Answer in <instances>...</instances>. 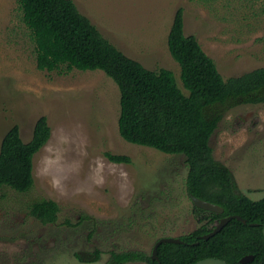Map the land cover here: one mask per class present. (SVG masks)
Here are the masks:
<instances>
[{
    "label": "rangeland",
    "instance_id": "obj_1",
    "mask_svg": "<svg viewBox=\"0 0 264 264\" xmlns=\"http://www.w3.org/2000/svg\"><path fill=\"white\" fill-rule=\"evenodd\" d=\"M72 1L127 57L172 72L184 94L167 49L178 8L185 35L196 37L223 79L264 67V0ZM221 110L210 138L213 158L241 193L258 201L264 197V103ZM118 114V89L101 71L38 70L16 0H0V142L14 125L28 142L41 116L50 127L33 157L32 188L0 192V264H105L114 253L150 255L158 239L199 226L185 191L184 157L125 142ZM107 152L131 163H111ZM44 199L59 207L50 224L29 213ZM96 250L98 261L79 260Z\"/></svg>",
    "mask_w": 264,
    "mask_h": 264
},
{
    "label": "trees",
    "instance_id": "obj_2",
    "mask_svg": "<svg viewBox=\"0 0 264 264\" xmlns=\"http://www.w3.org/2000/svg\"><path fill=\"white\" fill-rule=\"evenodd\" d=\"M21 21L35 48L36 68L41 71H101L119 92L117 128L127 143L167 155H181L187 167L185 191L189 199L218 205L221 214L192 207L199 226L179 236L180 243H163L156 259L150 255L114 253L105 264H194L214 258L227 264H264V197L252 201L237 188L229 169L213 158L210 138L222 117L223 107L264 103V67L223 79L212 58L193 35H185L183 10L178 8L167 36V49L180 68L184 94L169 70L146 69L104 38L82 15L72 0H16ZM50 127L39 117L31 139L23 142L12 126L0 142V192L25 193L32 188L33 157L47 143ZM114 164H130L126 155L104 154ZM59 207L52 200L30 205L29 213L43 224L55 222ZM232 218L218 233L205 240L220 219ZM252 260L241 263V259ZM96 262L99 252L78 257Z\"/></svg>",
    "mask_w": 264,
    "mask_h": 264
},
{
    "label": "water",
    "instance_id": "obj_3",
    "mask_svg": "<svg viewBox=\"0 0 264 264\" xmlns=\"http://www.w3.org/2000/svg\"><path fill=\"white\" fill-rule=\"evenodd\" d=\"M190 200H191L192 204L196 208H199L201 210H204V211H207V212H212V213H217V214H221L223 212V209L221 207H219L218 205H215V204H212V203H209V202L200 200V199H198L196 197H191ZM232 218H235V219L240 220L243 223H245V221L243 219H241L240 217H238V216H235V217L229 216V217L222 218L217 223H215L214 229L210 233L204 235L202 238L205 239V240H207L210 237L214 236ZM262 235H263V239H264V223L262 225ZM163 243H174V244H177V243H180V240H179L178 237H163V238L158 239L155 242V244H154V246L152 248L151 258L153 260L156 259V252H157L158 246L160 244H163ZM251 260H252V256H246V257H244V258L241 259V263H247V262H249ZM194 264H227V263L224 262L223 260H220V259L206 258V259L197 261Z\"/></svg>",
    "mask_w": 264,
    "mask_h": 264
}]
</instances>
